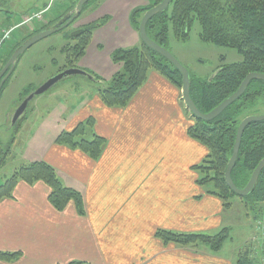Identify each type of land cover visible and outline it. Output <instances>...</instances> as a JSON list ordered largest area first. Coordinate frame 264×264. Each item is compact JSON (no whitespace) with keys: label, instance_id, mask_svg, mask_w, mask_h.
Instances as JSON below:
<instances>
[{"label":"crops","instance_id":"1","mask_svg":"<svg viewBox=\"0 0 264 264\" xmlns=\"http://www.w3.org/2000/svg\"><path fill=\"white\" fill-rule=\"evenodd\" d=\"M131 1L133 8L149 3ZM128 12L118 14L117 44L137 46L141 38ZM111 14L116 15L115 9ZM107 15L109 22L112 16ZM103 31L106 27L93 39ZM70 89L59 87L56 94L65 96ZM83 92L75 109L58 107L68 112L61 131L92 118L89 135L105 139L100 157L93 160L79 149L57 145L55 136L37 160L52 165L64 184L81 192L85 215L73 202L62 211L49 204L50 189L43 181H19L13 196L0 200V251L21 253L0 264H233L207 246L210 251L164 243L155 235L158 229L214 230L225 209L220 197L197 182L194 167L208 151L188 136L192 118L181 89L151 69L126 106L105 105L96 90L90 97Z\"/></svg>","mask_w":264,"mask_h":264},{"label":"trees","instance_id":"2","mask_svg":"<svg viewBox=\"0 0 264 264\" xmlns=\"http://www.w3.org/2000/svg\"><path fill=\"white\" fill-rule=\"evenodd\" d=\"M160 1L149 0L148 5L137 6L130 11V24L135 31L138 32V25L143 13L150 7L159 4ZM170 1L166 10L151 17L146 23L147 37L161 47L167 48L170 28L177 39L185 40L188 37L192 21L197 20L201 28L199 35L204 42H210L215 46L233 48L242 57L240 61L221 64L207 78L196 77L189 70L191 82L189 94L199 111L207 113L218 106L222 100L234 93L248 73L257 71L264 74V0ZM59 17L54 20H47L39 28L33 30V33L19 36L17 40L14 39L15 41L11 43V46L3 48L0 51V69L11 57V53L24 40L53 24ZM107 19L108 17H103L102 21L105 22ZM83 28H85L83 33L77 37H70L69 35V42L62 46L61 51L65 55V65L59 71L78 67L76 62L85 54V50L91 42L93 31L92 25L83 26ZM112 57L114 62L123 63L122 71L115 73L108 83L97 75L92 76L94 82L105 85L97 92L98 97L107 106H126L147 80L151 69L181 89L182 76L180 71L155 50L148 48L142 39L138 46L116 49ZM4 86L5 84L1 88V93ZM262 109H264V81L256 78L249 82L245 92L239 98L211 121L197 119L190 114L192 123L187 128L188 136L203 143L208 151L202 160V164L194 167L202 175L197 182L200 186L211 183L214 188L208 192L220 197L224 202V207H229L231 205L229 198L236 196L225 183L224 172L233 151L238 124L247 115L261 113ZM24 117L17 122L19 123ZM93 125L92 118L84 119V122L77 124L73 130L61 131L54 139V143L67 145L71 149H79L93 160H97L105 146V139L97 133H92L89 136L88 129L91 130ZM241 138L236 163L231 170V178L237 188H243L247 185L252 171L264 158V120L247 124ZM4 161V158L0 157V167ZM260 172L255 187L245 198L254 204H260V212H263L264 167ZM19 181L27 184L43 181L50 189L49 204L58 211H62L68 202H73L78 214L85 215L81 192L64 184L58 177L56 169L46 161L39 159L17 168L0 185V200L12 197V192ZM155 235L164 243L172 242L179 246L204 245L212 252H216L223 246L229 231L227 227L221 228L217 234L178 233L158 229ZM263 247L264 244L261 246L264 250ZM252 251L245 249L239 251L235 264H255V255ZM20 253L0 251V259L9 262L17 259ZM70 264L81 263L72 262Z\"/></svg>","mask_w":264,"mask_h":264},{"label":"rangeland","instance_id":"3","mask_svg":"<svg viewBox=\"0 0 264 264\" xmlns=\"http://www.w3.org/2000/svg\"><path fill=\"white\" fill-rule=\"evenodd\" d=\"M77 1L0 0V36L3 35V30L10 32L6 47L11 46L14 39L17 40L19 36L33 33V30L44 23V17L47 20H54L58 16H63ZM131 2V0H90L85 4V8L74 26L89 27L92 25V42L86 49L85 56L83 55L84 57L82 56L76 62L79 69H83L91 76L101 77L106 80V83L115 73L122 71L123 63L114 62L112 56L118 48L132 47V44L118 45L116 39L122 26L118 14L129 11L128 21L130 24L129 13L136 8H133ZM114 9L116 15L111 14ZM36 12H42L43 19L33 18V20L25 22L26 18L33 16ZM107 14L112 16L109 22L107 21L110 16ZM103 17H108V19L104 22L102 21ZM191 24L188 37L185 40L177 39L170 28L167 49L193 75L207 78L221 64L237 62L242 59L233 48L204 42L199 35L200 24L197 20L192 21ZM103 27H106V31L98 33L93 39L94 34ZM71 31V27L63 28L37 40L19 57L16 68L5 83L0 95V157L5 160L0 167V185L21 165L37 160L39 152H42L46 145L61 133L65 125L63 120L68 117V112L66 113L62 107L58 108L60 105L66 104L75 109L74 106L85 94L83 91H86L87 97H90L95 90L105 86L99 85L85 75L70 74V76L60 79L48 91L37 94L29 100L24 119L19 123L17 121L14 124L11 123L10 117L20 100L35 91L47 79L57 75L59 69L65 65V55L61 48L69 42ZM68 86L71 87V93H67L65 96L56 94L59 87ZM77 91L83 92L81 96ZM258 114H264V109ZM7 115L10 117L8 118ZM197 174L200 178L202 177L198 172ZM203 186L207 190L214 188L211 183ZM229 202L231 205L224 207L225 209L221 213L222 224L219 227L214 230H205V232L198 231L217 234L221 227H227L229 235L224 240L223 246L216 252L210 251L204 245L200 246L217 255L230 257L233 264L236 263L239 251L245 249L251 252L253 250L255 264H264V250L261 248L264 244V211L260 212V204H254L243 196L230 197Z\"/></svg>","mask_w":264,"mask_h":264},{"label":"water","instance_id":"4","mask_svg":"<svg viewBox=\"0 0 264 264\" xmlns=\"http://www.w3.org/2000/svg\"><path fill=\"white\" fill-rule=\"evenodd\" d=\"M88 1L90 0H78L75 3V5L71 9H69L66 14L59 17V19L56 20V22L49 25L45 29L34 33V35L24 40L22 44L11 53V57L6 61V63L0 69V93H1V88L6 83V81L9 79V77L12 75V72L16 68V63L19 57L23 54V52L29 47H31L37 40L45 38V36L47 35H50L54 32H57L58 30H62L63 28H66L73 20L79 18V14L81 13L83 9L84 4L87 3ZM170 2H171L170 0H161L159 4L150 7L148 10H146L143 13V16L141 17L139 25H138L139 26L138 28L139 38L142 39V41L146 44L148 48L155 50L160 56H163L166 60H168L174 66V68L180 71L181 76H182V79H181L182 86H181L180 94H182L181 97H182L183 104L185 105L186 109L190 112V114L193 117H196L197 119H202L204 121H211L213 118L217 117V115L222 113L226 107L231 105L234 102V100L239 98L245 92V88L247 87V85L252 79L257 78V79H261L264 81V74L257 72V71L248 73L243 79V81L241 82V84L239 85V87L234 91V93L228 96L227 98H225L224 100H222V102L218 106H216L210 112H207V113H202L201 111H199L196 105H194L191 99V96L189 94V88L191 84L189 70L185 68L180 63V61L171 54V52L167 48L163 46L161 47L156 42H154L151 38L147 37V34H146V26H145L146 23L149 21L151 17L166 10ZM82 32H83V29L80 28V30H75L71 32V36L73 37L78 36ZM70 74L85 75L90 79L93 78L83 69L81 70L78 67H70L62 71H59L57 75L47 79V81L41 84L40 86H38L35 91L26 95L25 98H23L21 102L14 108V111L12 112L11 117L10 115H7L8 118L10 117L11 123L14 124V122H16L17 120H19L20 118L24 116L26 107L29 104V100H31L37 94H42L48 91V89H50V87L56 84L60 79L70 76ZM258 120H264V114L247 115L245 118H243L240 121V123L238 124L237 131H236V136H235L236 140L232 148L233 151H232L230 158L227 161L228 164L225 168V172H224L225 173V177H224L225 183L229 186V188L237 196L239 195V196L245 197L250 193V191H252L261 173L260 170L264 167V158H262L259 164L256 166V168L252 171L249 181L246 183L247 185L245 187L237 188L233 184V181L231 178V170L233 169L236 163L237 155L239 152L238 150L239 145L242 140L241 137L243 135L245 128L247 127V124H249L250 122H254V121L257 122Z\"/></svg>","mask_w":264,"mask_h":264},{"label":"built area","instance_id":"5","mask_svg":"<svg viewBox=\"0 0 264 264\" xmlns=\"http://www.w3.org/2000/svg\"><path fill=\"white\" fill-rule=\"evenodd\" d=\"M33 18L42 19V12L34 13L33 16L26 18L25 22L33 20ZM3 32V35L0 36V51L8 45V40L10 38V32L8 30H3Z\"/></svg>","mask_w":264,"mask_h":264},{"label":"flooded vegetation","instance_id":"6","mask_svg":"<svg viewBox=\"0 0 264 264\" xmlns=\"http://www.w3.org/2000/svg\"><path fill=\"white\" fill-rule=\"evenodd\" d=\"M79 16H80V14H79ZM77 19H78V18H77ZM77 19L73 20V21H72V22H71L66 28L71 27V30H72L71 32H73V31H75V30H80V28H81V29H83V32H84L85 28H83V26H80V27H75V26H74V24L76 23ZM83 32H82V33H83ZM80 34H81V33H80ZM70 36H71V33H70ZM78 36H79V35H78ZM71 37H73V36H71ZM75 37H77V36H75ZM20 102H21V100H20ZM20 102H19V103H20ZM19 103H18V104H19ZM20 119H21V118H20ZM20 119H19V120H20ZM17 121H18V120H17Z\"/></svg>","mask_w":264,"mask_h":264}]
</instances>
